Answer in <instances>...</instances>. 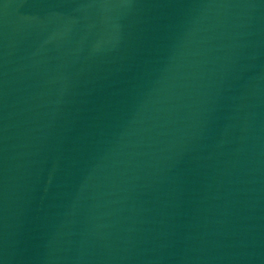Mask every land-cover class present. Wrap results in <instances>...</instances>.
Here are the masks:
<instances>
[{
    "label": "water",
    "instance_id": "water-1",
    "mask_svg": "<svg viewBox=\"0 0 264 264\" xmlns=\"http://www.w3.org/2000/svg\"><path fill=\"white\" fill-rule=\"evenodd\" d=\"M0 264H264V0H0Z\"/></svg>",
    "mask_w": 264,
    "mask_h": 264
}]
</instances>
